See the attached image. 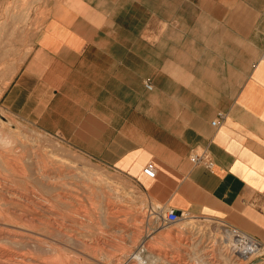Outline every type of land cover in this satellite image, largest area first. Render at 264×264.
I'll list each match as a JSON object with an SVG mask.
<instances>
[{"label":"crops","instance_id":"0c3cea01","mask_svg":"<svg viewBox=\"0 0 264 264\" xmlns=\"http://www.w3.org/2000/svg\"><path fill=\"white\" fill-rule=\"evenodd\" d=\"M262 56L264 0H49L1 105L160 211L264 241ZM201 149L210 169L190 161Z\"/></svg>","mask_w":264,"mask_h":264},{"label":"rangeland","instance_id":"374dc122","mask_svg":"<svg viewBox=\"0 0 264 264\" xmlns=\"http://www.w3.org/2000/svg\"><path fill=\"white\" fill-rule=\"evenodd\" d=\"M48 3L49 0H0L1 119L26 141L23 148L16 147V156L25 168L34 166L33 153L43 159L50 154L49 171L58 184L47 192L36 185L38 194L48 197L52 204V212L46 216L50 227L39 230L40 245L29 251L19 239L7 241L9 252L31 254L39 264H138L131 255L139 250L148 256L159 254L167 261L163 264H264V241L257 239L258 250L242 259L231 253L219 231L222 225L232 226L216 219L182 213V219L162 225L160 216L164 211L148 199L133 178L90 159L59 137L3 108L1 95L30 54L34 35L45 21ZM6 174L0 160V180ZM58 192L67 196L63 203L53 199ZM187 222L194 226H186ZM189 244H196L194 251L208 262L191 259L187 254Z\"/></svg>","mask_w":264,"mask_h":264},{"label":"bare ground","instance_id":"6f19581e","mask_svg":"<svg viewBox=\"0 0 264 264\" xmlns=\"http://www.w3.org/2000/svg\"><path fill=\"white\" fill-rule=\"evenodd\" d=\"M25 142L24 137L15 128L1 119L0 114V147H4L0 150V160L8 171V174L0 180V264H39V261L31 254L17 255L9 252L5 247V242H15L19 239L27 250L34 249L40 245L39 236L41 233L39 230L43 228L48 230L50 227L46 216L52 212V204L48 197L38 194L36 185H41L46 192L53 190L55 185H58L55 182V176L49 171L50 164H52L51 156L49 154L43 159L33 153L35 156L34 166L26 169L16 156L17 145L23 148ZM64 194L58 192L53 199L63 203L67 198ZM180 219H182V215L179 216L178 220ZM185 224L190 228L194 226V223L187 222ZM222 226L219 231L224 235L222 240L231 248V253H234L233 255L238 258H249L248 255H252L250 250H254L253 247L257 248V244L241 234L238 236L240 239L234 238L232 231ZM21 238L26 239L21 240ZM241 239L247 241V244H242ZM193 246L190 245L188 256L191 259L208 262L203 258V255L194 251ZM131 258L138 264L167 262L159 254L151 253V256H148L141 250L133 253Z\"/></svg>","mask_w":264,"mask_h":264},{"label":"built area","instance_id":"2783aa9c","mask_svg":"<svg viewBox=\"0 0 264 264\" xmlns=\"http://www.w3.org/2000/svg\"><path fill=\"white\" fill-rule=\"evenodd\" d=\"M262 57H264V56H262ZM145 86H146V88L150 89L151 88L150 82H147L145 84ZM211 125H213V126L216 125V120L215 119L213 121H211ZM190 161H191V163L193 165H200V166H203V167H205L207 169H210L211 166H212L211 156H210L209 152L206 149H201L198 152L192 153L190 155ZM143 171H144V173H146L149 176H153L154 175V171L150 167H145L143 169ZM165 210H166V213H165ZM163 211L164 212L160 216V220L162 222V225L176 222L178 220L179 216L182 215V213L177 214L176 211H174L172 209H164ZM228 229L232 231V233L234 235L233 236L234 238L240 239V238H238V236L241 234L244 237L254 241L257 244V248L253 247L254 250H250V252L258 250V248L260 246V244H259L260 242L257 239H255L253 236L241 231L240 229H238L236 227H229ZM240 242L242 244H245V243L247 244V241H244L242 239H241Z\"/></svg>","mask_w":264,"mask_h":264},{"label":"water","instance_id":"95a60500","mask_svg":"<svg viewBox=\"0 0 264 264\" xmlns=\"http://www.w3.org/2000/svg\"><path fill=\"white\" fill-rule=\"evenodd\" d=\"M176 213H177V214H179V212H178V211H176Z\"/></svg>","mask_w":264,"mask_h":264}]
</instances>
